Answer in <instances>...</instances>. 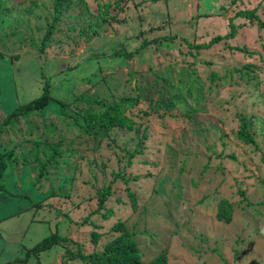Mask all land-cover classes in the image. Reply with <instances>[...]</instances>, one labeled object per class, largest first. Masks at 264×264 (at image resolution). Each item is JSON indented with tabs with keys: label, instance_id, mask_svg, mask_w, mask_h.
Here are the masks:
<instances>
[{
	"label": "rangeland",
	"instance_id": "374dc122",
	"mask_svg": "<svg viewBox=\"0 0 264 264\" xmlns=\"http://www.w3.org/2000/svg\"><path fill=\"white\" fill-rule=\"evenodd\" d=\"M18 1L20 0H8L6 4L11 7L10 11L3 12V15L0 14V52L4 55L3 59L0 60V109L4 112L11 111L19 104L37 98L40 95L38 85L41 84L42 86L45 81L50 85H54L50 93L56 97L60 96V99L64 102L71 103V100L79 94L82 95L81 93L90 95V93L95 94V92H97L98 98L107 100L111 97L108 94L112 91L108 88L109 86H100L97 82L93 85L80 84L82 78L99 76L100 69H114L113 75H108L110 85H115V91L112 94L117 96L122 93H129L133 96L136 93L140 95L142 92L151 90L154 92L167 82L172 86L179 83L183 85L187 82L186 78L190 76L187 72L189 66L196 70L197 77L201 79L208 75L211 70H214L215 66L228 68L239 63L253 62L259 64L255 53L264 56V31L251 30L245 19L234 17L238 11L245 8L248 0H238L234 3L230 2L231 0L226 3V0H134L129 4V7L138 1H141L142 6L141 13H137L141 24L139 26H160V24H163V27L156 32L157 35L177 34L170 45L167 43L161 44L162 52L160 51L159 55L162 58L157 53L152 52L153 47L148 45L136 55L134 53L130 58L123 55L108 56V54H102L94 60L92 58L93 51L94 53H101V49H103L102 46H97L99 44L97 41H94L92 50L84 49L88 52V55L84 58H82L85 54L84 50H75L77 56L82 53L81 57L74 56L70 59L72 60L70 63H73L75 67L71 68L72 66L69 64L64 70L62 69L63 66L60 68L59 63L69 61L68 55L65 54L69 48L61 46L60 49L57 48L59 45L52 43L53 48L49 49L44 57H38L36 49L40 30L37 28L42 27L43 17L40 19L37 17L29 18L28 22H16L21 16L16 13ZM32 2L38 4V6L45 5L47 7L50 0H26L22 7L29 6ZM221 5L227 8V11L221 17H208L210 19L208 20L204 16L198 19L202 21L201 25L208 37L216 34L222 35L228 30H236L233 31L234 36L227 41H221L211 46L207 52H200L192 59L183 56L187 52V48L184 47V42L180 39L190 37L188 34L190 29L187 24L190 22L192 15L199 10L200 13L202 11L206 14L215 15L219 12ZM247 6H251V3L248 2ZM37 11H42L41 6ZM132 13L134 14L133 11ZM45 14L46 12H42V16ZM136 17L134 14V17L127 20L125 26H131V19H136ZM230 20L231 27L227 26ZM16 23H19V25L16 26ZM113 26L117 33H121L124 28L123 26ZM10 28L13 30H9ZM130 30H132V27ZM107 36L112 39V43H117L114 34H108ZM145 36L147 38L151 37V35ZM120 40L121 44L118 43L120 47L128 46L133 51L137 46L131 39ZM228 45L237 48L245 47L252 54L236 51L229 53L226 49ZM114 48L107 46L110 53L115 50ZM206 60L210 62L208 66L201 65L200 67V61ZM70 69L74 71H69ZM204 82L202 92L198 98L199 105L192 101L186 102L183 108H181L182 105H178L179 110L194 113L192 121L186 122L180 130L179 128L174 129L168 123L164 124L161 129H158L162 131L163 135H160V133L155 134V132L149 142L150 148H153L157 142L162 143L160 146L156 145L157 149L155 147L157 155L155 159L160 162L161 169L156 180L158 185L154 184V188L158 191L157 193L161 199L156 195L153 184L150 187V181L146 183L139 179V181L133 183L134 187L138 184L141 185L144 192L151 190L148 199L144 202V210L140 208L131 211L126 205L120 206L114 199L121 193L113 192V195L106 199L105 208L99 214L89 218L92 225H97L95 230L87 223L84 225L77 224L89 211L96 208L95 190L100 189L102 184L111 181V173L121 170L124 159L118 148L128 136V133L117 132V135L113 138L112 136L116 133L113 132L107 135L106 138L98 135L94 139L91 136H76L70 130L66 131V134H62L63 137H66L64 138L66 141L74 138L73 143L70 145L74 153L69 160L75 168L70 169V165L63 164L57 178L51 177V181H43L39 185L33 186L34 188L31 187L30 191L26 189L28 178L22 177V181H15L16 175L21 177L17 173L21 168V159H17V157L20 156L21 152L25 153L32 147L31 139H25L19 150L13 151V155L15 154L14 159L18 163L16 170L11 159L7 162V168L0 181V264L21 258L26 249L48 237L50 233H57L61 236L69 234V237L73 240H83L89 231L106 232L115 220L120 219L133 233L134 241L139 246L143 260L151 259L159 251L165 250L167 264L264 263V233L255 231V226L252 225L253 219L250 217L247 207L240 210L237 206H234L231 221L226 226H223L214 218L217 202L228 197L229 193H233L236 184L239 182L242 183L243 188L248 187L250 193L258 191V196H262L261 189L255 186L264 178V136H257L258 148L256 149L237 146L228 148L227 152L233 153L235 158L232 160L225 158L220 162L224 173L230 174L226 188L217 186L220 180L217 178L218 175L206 177L196 187H192L189 184V177L177 173L176 170V162L182 157L183 151L188 153L197 151L202 154L201 147H195L192 142L193 140L196 143L203 144L205 142L204 137H210V133L207 131L197 133L201 127L206 128L207 125L219 127L222 121L226 120V123L221 126L223 129L229 128L227 122L240 103L239 97H235L239 92H241L239 94L243 101L247 100L250 103L253 100V97L246 92L251 87H246L240 82L237 85H222L220 87ZM258 84L260 97L254 98L258 105H263L264 109V82H258ZM208 86H212V88L207 89ZM255 93L256 91L254 95ZM152 100L154 99L152 98ZM36 113L46 121L54 119L55 132L64 131L54 101L42 112ZM214 113L216 118H212ZM40 121L44 120L40 119L39 116L31 115L25 122L20 121L15 127L19 126L23 129L31 127L34 130L36 126L38 128ZM176 123H180V120H177ZM184 128L192 129L195 133L193 135L189 134ZM181 130L186 132L185 141L181 140ZM15 132L17 131L13 129V132L11 130L3 133L2 141L3 139H7V141L1 146L2 152H7V149L15 144L18 135ZM34 132L36 135L38 134V130H34ZM210 132L213 131L210 130ZM214 136L216 134L212 133L211 138H214ZM112 139L115 140V143H111ZM214 140L211 139L206 144L210 145ZM217 150L219 149L217 148ZM149 151L147 150V152ZM33 153L35 151H32L31 154ZM203 156H206L204 152ZM145 168L144 165L133 164L126 172L141 173ZM33 174L32 171L30 175ZM66 175L73 177L71 189L69 190L70 185L59 179ZM255 182L256 184H254ZM253 184L254 186H252ZM112 187L123 189L120 182L116 181ZM38 194L39 197L36 198L34 195ZM61 194L67 195L62 197ZM204 194L210 195L207 199H202ZM46 195L49 197H46ZM180 199L183 200V207L180 206ZM236 199L238 198L233 196L231 202L236 203ZM39 201H41L42 206L30 207ZM47 202L55 206L58 209L57 212L52 209L47 210L44 207ZM242 206L239 207L242 208ZM107 209H111L114 216L108 220H103L101 214ZM64 213H67L68 216L65 217ZM107 234L105 233V235ZM105 239L103 238L99 242H103ZM234 240H236V243H234ZM232 247H236L241 253L238 257L236 256V259L235 256H232ZM89 248L85 247L87 252ZM61 251L63 250L58 246H54L50 251L40 254L36 263H33L35 260H30L29 263L50 264L52 261L59 264L54 255L57 257L61 254ZM49 253H51L50 258L45 263L46 255Z\"/></svg>",
	"mask_w": 264,
	"mask_h": 264
},
{
	"label": "trees",
	"instance_id": "16d2710c",
	"mask_svg": "<svg viewBox=\"0 0 264 264\" xmlns=\"http://www.w3.org/2000/svg\"><path fill=\"white\" fill-rule=\"evenodd\" d=\"M7 1L8 0H0V14L2 15L3 12L10 11L11 7L7 6ZM227 1L228 0H226L225 3ZM25 2L26 0L18 1L16 13L21 16L16 22H28L29 18L37 17L40 19L43 17L44 23L42 27L37 28L40 30V37L36 49L38 52L37 56L44 57L47 51L53 48L51 46L52 43L59 45L57 48L60 49L61 46L68 47L69 49L66 50L65 54L68 55L69 61L67 60L68 62L66 61V63H59L60 68L63 66L62 69L64 70H66V66L69 64L72 66L71 68L75 67L73 63H70L72 62L70 59L77 56L75 55V50L81 49L83 51L85 48L92 50L94 41L99 43L97 46L100 45L103 47L101 53H94L93 51L92 58L94 60L102 54H108V56L123 55L126 58H130L134 53L136 55L148 45L153 47L152 52L159 55V52H162V48L160 47L161 44L167 43L170 45L174 37L177 36V34L157 35L156 32L163 27V24H160V26H139L141 24L137 13H141V1L129 7V4L134 2V0H50L49 6L45 7V5H40L42 9L41 12L37 11L40 6L35 2H32L29 6L22 7ZM230 2L234 3L238 2V0H231ZM248 2L251 3V6H247ZM248 2L245 8L238 11L234 17L245 19L251 27V30L264 31V0H248ZM134 7H136V9H134ZM132 11L137 17L136 19H131V26L127 27L125 26L127 20L134 17ZM226 11L227 8L221 5L219 7V12L215 15L206 14L202 11L200 13V10L192 15L190 22L187 24V27L190 29L188 30L190 37H182L180 39L184 42V47L187 48V52H185L183 56L192 59L200 52H207L211 46L221 41H227L234 36L233 31L236 30H228V32L222 35L216 34L215 36L208 37V34L204 33L205 30H203L201 25L202 21L198 19L204 16L207 18L221 17ZM42 12H46V14L42 16ZM208 20L210 19L208 18ZM231 20L227 25L229 27H231ZM19 23H16V26H18ZM113 25L123 26L124 28L121 33H117ZM131 27L132 30H130ZM9 30L13 29L10 28ZM108 34L115 35L114 37L117 39L116 44L112 43V39L107 36ZM145 35H151V37L147 38ZM120 39H131L135 43V46H137H134L135 48L133 47V51L130 50L131 48L128 46L120 47ZM107 46L115 47V50L110 53L108 52ZM226 49L229 53L236 51L252 54V52H248L245 47L237 48L228 45ZM59 51L64 52L63 50ZM84 51L85 54L82 58L88 55L87 50ZM81 54L82 53H80L77 58L81 57ZM255 54L259 64L253 62L239 63L237 65H231L228 68L215 66L216 68L214 70H211L208 75H205L201 79L197 77L196 70H193L190 68L191 66L187 65L189 66L187 67V69H189L187 72L190 76L186 78L187 82L183 85L179 83L176 86H172L167 82L163 84V87H160L154 92L151 90L142 92L140 95L138 93L133 96L129 95V93H122L117 96L112 94L115 91V85H110L108 82L110 77L108 75H113L114 69H100L99 76L85 77L80 80V84L93 85L97 82L100 86H109L108 88L112 91L108 94L111 97L107 100L98 98V94L95 92V94L90 93V95L81 93L82 95L79 94L74 97L71 103L64 102L60 99V96L56 97L50 93L54 85H50L45 81L42 83V86L41 84L38 85L40 95L37 98L19 104L8 112H4L0 109V181L7 168V162L11 159L16 170L18 163L17 160L14 159L15 154L13 155V151H18L25 139H31L32 147L25 153L21 152L20 156H16L17 159H21V168L17 172L21 177H17L16 175L15 181H22V177L28 178L26 180V189L30 191L29 189H31V187L34 188L33 186L39 185L43 181H51V177L57 178L63 164L70 165V169L75 168L69 160L74 153V150L70 146L74 138L66 141L64 139L66 137L62 136V134H66V131L70 130L71 133H74L76 136L86 135L94 139H96L98 135L106 138L107 135L113 132H116L114 136H112L115 138L117 132H125L128 133V136L122 141L121 146L118 148L124 159V163L121 164V170L111 173V181L102 184L100 189L95 190L94 198L96 200V208L82 217L77 225H84L87 223L90 227L92 226L94 230L97 229V225H92L89 222V218L95 214H99L100 211L105 208L104 204L106 199H109L110 196L113 195V192L121 193L114 199L120 206L126 205L131 211H136L140 208L144 210V202L148 199L147 197L150 195L151 190L144 192L142 191L141 185L137 184V186L134 187L133 183L140 179V181L146 183L150 181V187L153 184V188L154 184H156L161 166L160 162L155 159L157 158L155 147L156 145L160 146L162 143L157 142L153 148H150L149 142L152 140V134L154 136L156 132L155 134L160 133V135H163L162 131L158 129H161L164 124L167 123L174 129L179 128L180 130L186 122L192 121L194 113L185 110L183 112L178 109L180 108L178 105H182L181 108H183V105L185 106L188 101H192L199 105L198 98L202 92L204 81L219 87L222 85H237L240 82L246 87H251V89L246 92L249 96L253 97V100L248 103L247 100L243 101L241 99L239 94L241 92H239L238 95L236 94L237 96L235 97H239L240 103L227 122L229 128L223 129L221 126L223 123H226V120L222 121L219 127L216 125H207L205 128L203 126L197 133L207 131L210 133V137H204L205 142L203 144L196 143L192 140L195 147H201V151H203L206 156H203V152L199 154L197 151L193 153L183 151V154L181 152L182 157L176 162L177 173L189 177L190 186L196 187L204 178L211 175L212 177L218 175L217 178L220 180L217 186H219V188H226L228 186L227 180L230 174L227 172L224 173L223 166L220 162L225 158L231 160L235 158L233 153L227 152L228 148L230 146H237L244 148L253 147V149H256L258 148L256 142L257 136H264L263 105H258L254 98L260 97L258 82H264V56L259 53ZM3 57L4 55L0 52V60L3 59ZM209 63V60L200 61V67L201 65L208 66ZM71 70L74 71L73 69L69 71ZM198 84H200V86H198ZM211 88L212 86L207 87V89ZM255 91L256 93L254 95ZM152 98L154 100H152ZM53 101L54 104L57 105V111L59 112L57 114L59 115V120L63 124V132H55L56 125L55 122H53L55 121L54 119L46 121V119L36 113L42 112ZM204 101L206 102L205 98ZM31 115L36 117L39 116L40 119L44 120L38 123V128L37 126L34 128V130H38V134L41 133L39 135H36L31 127L24 129L19 126L15 127L20 121L25 122ZM214 115L215 113L212 115V118H216ZM177 120H180V123H176ZM13 129H15L17 131L15 133L18 134H15L17 135L15 144L10 149H7V152H2L1 146L7 141V139H3L2 141V135L6 133V131L9 132L12 130L13 132ZM184 130L192 135L195 133L192 129L184 128ZM210 130L213 132H210ZM185 131L181 130L182 141L186 139ZM212 133L216 134L214 138H211ZM211 139L215 140L210 145L206 144V142ZM111 143H115V140L112 139ZM186 148L188 147L186 146ZM217 148L219 150H217ZM147 150L150 151L147 152ZM32 151H35V153L31 154ZM133 164L144 165L146 168L143 169L141 173L136 172L132 174L131 172H126ZM76 170L78 169L76 168ZM32 171L36 174L31 176L30 173ZM59 179H61L62 182H67L68 185H70L68 190L71 189L72 176L66 175ZM40 180L41 182H39ZM115 181L120 182L123 187L122 190L112 187ZM256 182H258V180H256ZM256 182L254 184H256ZM254 184L252 186H254ZM157 185L158 184H156V186ZM241 185V182L237 183L233 193H229L228 197L217 202L214 218L217 222L226 226L231 221L234 206H237L240 210L247 207L249 209V215L253 219L252 225L255 226V231L263 234L264 178L255 186L261 189L260 193L262 196H258V191L250 193L248 187L243 188ZM154 191L156 195L159 196L155 188ZM66 195L67 194H61L62 197H66ZM209 195L210 194H204L202 199H207ZM34 196L37 198L39 194ZM233 196L238 198L236 199V203L231 202ZM46 197L49 196L46 195ZM41 201L36 202L34 206L31 205L30 207L42 206L40 204ZM182 201L183 200L180 199L181 207L184 206ZM240 205H243L242 208L239 207ZM44 207L47 210L52 209L55 212L58 210L49 202H47ZM63 215L65 217L68 216L67 213ZM112 216H114V212L111 209H107L101 214V219L108 220ZM105 233H108V236L105 235ZM103 238L106 239L103 242H99ZM234 243H236V240H234ZM54 246H58L63 250L57 257L54 255L59 264H167V254L165 250L159 251L156 255L151 257V259L143 260L139 246L134 241L133 233L121 219L115 220L106 232H100L98 230L89 231L83 240H73L69 237V234L61 236L57 233H50L48 237H45L31 248L26 249L21 258H16L4 264H30V260H35L33 263H36L40 254L50 251ZM85 247H90L88 252ZM232 250V256H235L236 259V256L238 257L241 253L236 247H232ZM50 255L51 253L46 255L45 263H47V259L49 260ZM259 261L261 262V260ZM50 264H57V262L54 263L51 261ZM262 264L264 263L262 262Z\"/></svg>",
	"mask_w": 264,
	"mask_h": 264
}]
</instances>
